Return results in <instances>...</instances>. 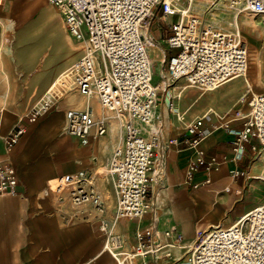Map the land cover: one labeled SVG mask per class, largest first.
Listing matches in <instances>:
<instances>
[{"label": "crops", "instance_id": "obj_1", "mask_svg": "<svg viewBox=\"0 0 264 264\" xmlns=\"http://www.w3.org/2000/svg\"><path fill=\"white\" fill-rule=\"evenodd\" d=\"M8 2L12 4L7 5ZM14 3L15 0H4L0 7V23L5 33L0 41V52H3L0 61V159L11 161L20 180L16 195L0 197V264H125V259L133 254L120 251L128 257L122 253L113 256L104 248L100 230L101 219L112 222L115 218L113 176L108 171L106 174L104 168L109 165L115 148L121 145L123 139L120 123L110 111L104 109L99 101H96L95 106L88 103L97 119L105 118L107 130L103 135L94 137L92 129L85 142L66 133L65 118L61 136L55 141L50 153L52 162L46 169L47 175L54 172V176L49 177V182L81 169L94 172L95 187L102 199L103 212L96 211L90 204L73 206L66 193L60 194L47 185H42V179L38 181L39 187L33 189L25 173L20 171L23 159L21 153L28 145L30 135L21 142L17 151L7 150L4 139L16 126L19 112L28 109L26 98L29 94L36 92L39 96L48 87L51 91L59 83V73L65 63H70L69 66L74 63L83 54L85 47L84 41L74 39L68 32L71 38L81 43L80 49L71 51L68 45L63 49L59 44V60L39 71L40 55L36 64L28 67L24 60L18 59L17 54L13 55L10 49L7 50L9 43L6 42V19L11 17L13 11H20L25 6ZM46 5L50 7L49 3ZM193 5L194 12L203 20L212 21L227 30L232 29L223 25L221 10L212 9L210 12L211 8L205 5L204 0H195ZM2 10L8 16H2ZM159 14V10H156L150 22L156 18L166 23L168 29L163 38L157 41L152 38V45L158 49H152L151 45L148 53L155 51L154 55L161 60L169 50L166 37L169 24L174 18H160ZM24 15L27 17L25 28L44 36L39 25L29 20V12ZM9 21L13 24L12 20ZM62 27L59 22V32L63 30ZM18 40L17 48L20 49ZM41 41L30 50L31 61L42 47L49 45L48 41L45 44ZM21 77L28 86L26 97L18 109L15 101L21 94ZM158 81L159 77L153 71V82L156 84ZM178 81L182 83L185 80ZM260 81L264 84L263 80ZM187 87L189 86H184L176 93L164 87L158 93L154 121L161 128L158 147L163 154L164 170L160 177L154 178L150 183V209L141 218H120L113 224L114 232L123 236L127 249L137 244L138 231L151 224L154 226L156 234L152 241L155 252L144 257L149 264H188V248L199 235L213 225H231L249 210L264 205V189L253 185L251 180L258 179L255 181L264 185V160L256 156L248 143L245 144L243 155L238 157L233 152L232 144L235 131L242 128L243 116L250 110L248 102L254 93L251 81L247 76H238L198 98L189 97ZM68 89L65 95L74 89L83 97L74 86ZM86 105L87 103L82 102L81 106L66 105L57 110H63L65 117L68 109H84ZM54 109L56 110V105ZM200 117L202 125L199 130L203 137L198 144L191 145L188 140L193 136L187 135L186 127ZM30 125L31 123L27 124L28 129ZM196 156L205 160L214 158L217 165L208 169L207 164L200 165L189 175V165ZM101 169L104 171L100 172ZM235 173L239 177L246 175L243 197L239 200L222 190L226 180ZM207 179L218 189L214 198L203 197L198 193L208 187L205 184ZM136 258L139 264L141 259Z\"/></svg>", "mask_w": 264, "mask_h": 264}, {"label": "built area", "instance_id": "obj_2", "mask_svg": "<svg viewBox=\"0 0 264 264\" xmlns=\"http://www.w3.org/2000/svg\"><path fill=\"white\" fill-rule=\"evenodd\" d=\"M48 1L63 16L69 34L85 42L83 54L59 79V95L70 81L87 100L95 96L120 123L122 143L115 148L108 165L116 195L115 220L141 218L151 207L150 183L164 170L163 154L158 147L161 128L154 121L159 90L168 87L170 82L184 79L189 86L208 91L232 78L245 76L249 49L237 19L251 15L264 26V0H204L209 7L224 2L235 14L230 30L203 20L194 12L195 0ZM156 10L160 18H174L169 24L166 44L169 50L178 51L164 55L159 81L155 84L148 46L153 43L149 19L155 16ZM4 34L0 23V41ZM261 67L264 72V50ZM58 97L55 93L46 96L30 111L29 121L34 122L53 109ZM249 107V112L243 116L242 128L235 131L233 152L241 157L248 143L256 156L264 160V93L253 96ZM65 118L66 133L84 142L92 129L94 137L107 130L105 118L97 119L88 103L84 109H68ZM201 125V117L187 125V135L193 136L189 144L200 142ZM26 129V126L16 125L5 137L8 151L17 145ZM203 164H207V169L217 165L214 158L205 160L196 156L189 165L188 174ZM245 177L235 173L226 180L222 190L236 200L241 199ZM19 180L11 161L0 159V197L16 195ZM205 184L208 187L198 193L214 198L218 189L208 179ZM53 190L66 193L75 207L90 204L96 211L103 212L102 199L95 187V173L81 169L63 174ZM113 224L101 219L100 230L107 241L104 248L115 256L111 249L122 253L119 251L123 246L120 236L113 233ZM155 234L152 224L138 231L133 256L122 254L128 258L139 257V264H149L144 257L155 252L152 241ZM188 264H264V205L249 210L228 227L213 225L199 235L188 248Z\"/></svg>", "mask_w": 264, "mask_h": 264}, {"label": "rangeland", "instance_id": "obj_3", "mask_svg": "<svg viewBox=\"0 0 264 264\" xmlns=\"http://www.w3.org/2000/svg\"><path fill=\"white\" fill-rule=\"evenodd\" d=\"M48 3L49 2L47 0H15L14 5H25L24 8H21L20 11H13L10 18L8 16V13L4 10H2L3 13L1 14L2 16H8V20L6 19L7 28L5 30L6 42L9 43V45H7V50L10 49V52L13 55L17 54L18 59L20 61L21 59L24 60V63L30 68L36 64L38 57L42 55L39 60V62L41 63V65L38 66L39 71H41L44 66L50 65V63H52L53 61L59 60V44L60 47H62L63 49L68 45V47L71 48V51H75L77 49H80L81 47V43L71 38L68 34L64 18L60 14V12H58L59 10L57 11V9L50 3V7H48V5H46ZM11 4L12 2H8L7 5ZM28 5L35 6L29 7ZM205 5H209V3L205 2ZM212 5L213 6L210 7L211 9L209 11L211 12L212 9L213 11L214 9L221 10L223 12V14H221V19L224 22L223 25L228 29L233 28V23L231 24L230 22L234 21L235 14L231 10L227 9L226 4L224 2H216ZM26 12H29L30 14L28 17L29 20L39 25L44 36L36 34L25 28L24 24L26 23L27 17L25 18L24 14ZM9 19L12 20L13 24L10 23ZM150 20L151 19H149V21ZM59 22H61L63 26V30L60 31L61 33L59 32ZM237 22L242 35L248 43L249 66L247 78L251 81L252 88L255 94L264 93V84L260 83V80L264 81V72L261 67L262 54L264 50V26L262 25V23H260L258 19L254 18V16L251 15L238 16ZM167 29L168 26L166 23H163L162 21H159L154 18L151 21L150 26L151 38H154L155 41L163 38ZM17 39H19L18 44L20 45V49L17 48ZM40 41L42 42V44H45L48 41L49 45L42 47L39 53H37V55L35 56L34 60L31 61V59L29 58L30 50L40 44ZM150 46L151 45H149L148 47ZM151 48L155 50L158 49L157 47ZM177 51V49L167 50L165 52V56L174 54ZM2 53L3 52L1 51L0 61L2 60ZM151 53L152 51H150V55L149 53L148 55L152 59V68L154 74L158 77L160 69L159 66L162 65L163 58L161 60H158L157 56L154 55L155 51L152 54ZM65 64V67H62L59 73V79L62 77V72L66 70L70 63ZM162 73L166 75V72L163 71ZM20 81V83L22 84L21 94L15 101L16 108L18 109L20 107L19 105L23 103L26 97L25 95L28 86L26 84V81L22 77L20 78ZM180 82H170L168 88L172 89L173 92L176 93L182 90L184 86H189L186 81H183L182 83ZM67 86L68 87L65 88V91H63L62 95H59V91L61 90L59 84H57L50 92L48 90V87V89H46L45 92H43L39 96L36 95V92L29 94V96L26 98V101L28 103V109L24 112H19L18 115V120L16 123L17 126L27 127V124L30 123L31 125L29 129H26L24 136L11 151H17L21 142L24 141L30 135L28 145L26 146L25 150L21 153L23 159L20 165V171L25 173L27 180L32 184L34 190L39 187L38 183L40 182L38 181L41 179L43 180L42 185H47L51 189H54L56 186L57 179H54L53 181L49 182V177L54 176V172L52 171L49 175H47L46 169L50 162H52V160L50 159V153L54 148L55 141L58 137L61 136L65 124L64 111L57 109L66 105L76 107L81 106L82 102L89 103L91 106H95L96 101H98L95 96H92L88 100H85L83 97H80L74 89L65 95V93L69 90L68 88L72 87L70 81L67 83ZM186 91H188V94L190 95L189 97L192 98H198L199 96L205 95L210 92H204V90H201L198 87L191 86L187 87ZM52 93L58 94L59 96L56 100V110L53 108L50 111H47L46 113L42 114L36 121L30 122L28 117L30 111L34 107L38 106L43 101V99H45L46 96L51 97ZM63 95L65 96L63 97ZM104 169L106 171V174H108V165ZM102 171L104 170L101 169L100 172ZM251 180H253V185H256L257 187L259 186L260 188L264 189L263 184H260L259 182L255 181L258 179L251 178ZM113 233L118 234L114 232V230ZM104 234L105 233L101 231V235H103V241L105 245L107 241ZM119 235L123 243V248L121 249V251L132 253L137 244L132 246L130 249H127L124 246L123 236L121 234ZM135 259L137 258L135 257L132 259H125V264H137L138 261Z\"/></svg>", "mask_w": 264, "mask_h": 264}, {"label": "bare ground", "instance_id": "obj_4", "mask_svg": "<svg viewBox=\"0 0 264 264\" xmlns=\"http://www.w3.org/2000/svg\"><path fill=\"white\" fill-rule=\"evenodd\" d=\"M3 1H4V0H1V2H0L1 5L3 4ZM47 1H48V0H47ZM48 2H49V1H48ZM0 7H1V6H0ZM152 46H153V45H152ZM152 46H151V47H152ZM153 47H155V46H153ZM154 50H155V49H154ZM156 50H157V49H156ZM149 55H150V54H149ZM150 59H151V57H150ZM151 61H152V59H151ZM245 76H247V75H245ZM49 92H50V91H49ZM49 92H48V93H49ZM255 95H256V94L253 93L252 96H251V98H252L253 96H255ZM251 98H250V99H251ZM250 99H249V101H250ZM248 103H249V102H248ZM38 118H39V117H38ZM38 118H37V119H38ZM37 119H36V120H37ZM58 179H59V177L57 178V182H58ZM57 182H56V184H57ZM55 187H56V186H55ZM232 224H233V223H232ZM221 226H222V227H228L229 225H228V226L221 225ZM106 245H107V242H106ZM108 247H110V245H108ZM111 251L114 253V255L118 256L119 253H118L117 251H115V250H113V249H111ZM119 252H120V251H119Z\"/></svg>", "mask_w": 264, "mask_h": 264}]
</instances>
